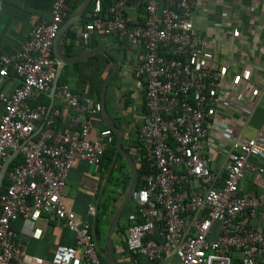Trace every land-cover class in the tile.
Returning a JSON list of instances; mask_svg holds the SVG:
<instances>
[{
	"label": "built area",
	"instance_id": "1",
	"mask_svg": "<svg viewBox=\"0 0 264 264\" xmlns=\"http://www.w3.org/2000/svg\"><path fill=\"white\" fill-rule=\"evenodd\" d=\"M196 6L197 0H93L79 34L89 42L99 32L141 52L128 70L144 90L139 137L146 168L134 194L137 213L127 255L134 264H264V231L252 225L264 210V197L239 189L247 174L264 175V121L254 138L243 140L218 114L228 101L226 70L207 61L208 38L195 32ZM68 16V0H53L51 19L37 23L16 55L0 56V188L5 177L9 181L0 192V264L26 258L15 219L40 216L60 221L75 235L74 246L55 250V264H72L77 249L84 264H104L92 224L79 225L62 194L76 160L92 167L102 163L114 144L113 131L91 139L102 105L68 84L54 97L61 106L42 101L58 77L54 43ZM11 70L18 86L8 92L3 82ZM255 90L264 93V79Z\"/></svg>",
	"mask_w": 264,
	"mask_h": 264
},
{
	"label": "crops",
	"instance_id": "2",
	"mask_svg": "<svg viewBox=\"0 0 264 264\" xmlns=\"http://www.w3.org/2000/svg\"><path fill=\"white\" fill-rule=\"evenodd\" d=\"M83 2L68 16L66 22ZM52 4L53 0H0V56L16 55L30 40L31 32L37 23L51 19ZM89 12L84 13L78 24L70 26L61 40L60 46L67 59L62 66L58 90L62 85L68 84L81 97L91 99L94 104H101L103 84L113 72L114 65L118 67L119 72L110 82L106 92L105 107L109 119L117 128L126 131L123 148L139 169L141 154L134 145L131 146V142L140 138L138 131L146 119L144 90L134 72L128 69L129 65L134 63L132 58L135 55L140 56L141 52L139 49L130 48L124 40L106 38L100 35L101 33L94 34L89 42L82 40L79 34L89 21ZM194 27L196 33L208 38L207 61L226 70L228 101L219 108L218 114L229 123L230 131L236 137L239 136L243 140L254 138L264 121V108L261 106L264 93L258 96L255 90L256 82L264 79V0H197ZM103 49L106 55L97 52L87 56L91 51ZM55 60L59 65L56 56ZM243 74L249 75V79L245 80ZM61 79L63 84L60 85ZM17 86L18 80L11 70L9 78L3 82V87L12 92ZM99 86L100 100L96 101L95 90ZM42 101L50 107L61 106L60 102L51 98V93L43 96ZM3 113L4 106L0 101V119ZM106 122L102 113L94 118L95 130L91 139L97 138L100 131L112 130ZM61 124L63 128L67 126V120ZM113 135L117 143L114 131ZM118 156L114 155L110 167L107 165L108 161L98 167H92L83 160H76L62 194L68 209L75 213L77 223L92 224L97 251L99 248L102 253L108 244L111 221L121 208L132 180V170L124 158L126 165H123L121 172H115L113 175ZM222 160L223 157L219 156L218 162ZM252 161L258 164L257 159ZM126 183L128 186L124 190ZM239 187L241 194L262 198L264 175L247 174ZM134 194L124 206L111 236L110 248L118 264H130L126 239L137 213ZM90 207L95 208L94 213H90ZM252 225L264 231V210L259 212ZM13 228L26 245V258L22 264H55L54 253L58 247L75 245V235L52 217H17ZM77 250V257L72 264H84L82 250ZM98 254L102 262L108 264L99 251ZM160 264L178 263L165 260Z\"/></svg>",
	"mask_w": 264,
	"mask_h": 264
},
{
	"label": "water",
	"instance_id": "3",
	"mask_svg": "<svg viewBox=\"0 0 264 264\" xmlns=\"http://www.w3.org/2000/svg\"><path fill=\"white\" fill-rule=\"evenodd\" d=\"M93 0H84L83 4L81 5V7L78 9V11L62 26V29L58 35V37L55 40L54 43V53L55 56L57 57V59L59 60V65H58V77L53 85V89L51 92V98L54 99L57 91H58V85H59V78H60V74H61V70H62V66L66 63V57L63 55L62 52V48L60 46L61 44V40L64 37L66 31L70 28V26L74 25V24H78L79 21L81 20V18L83 17L84 13L87 11V9L90 7L91 3ZM102 53L103 55L105 54V50L103 49V51H91L87 54V56H90L92 54L95 53ZM119 72V68L116 67L114 65V70L113 72L106 78L103 87H102V92H101V104H102V115L104 117V119L107 121V126L109 128H111L117 137V143H116V156L121 155L124 160L126 161V163L130 166L131 170H132V180H131V184L130 187L127 191L125 200L121 206V208L117 211V213L115 214L113 220L111 221L110 227H109V233H108V239H107V247L105 249V251L102 253L100 252L99 248L98 251L99 253H101L105 259L107 260L108 264H118L113 255H112V251L110 248L111 245V236L114 233V228L117 224L118 218L124 208V206L130 201V199L132 198L133 194L136 192L137 190V186H138V182H139V171L138 168L134 162V160L130 157V155L124 150L123 148V143H124V135L126 134V131L124 129H120L117 128L116 125L114 124L113 121H111L108 117V113L106 111V107H105V97H106V92L108 89V86L110 84V82L112 81V79L117 75V73Z\"/></svg>",
	"mask_w": 264,
	"mask_h": 264
},
{
	"label": "trees",
	"instance_id": "4",
	"mask_svg": "<svg viewBox=\"0 0 264 264\" xmlns=\"http://www.w3.org/2000/svg\"><path fill=\"white\" fill-rule=\"evenodd\" d=\"M84 0H68V6H69V15L71 14V13H73L79 6H80V4L83 2ZM90 11V8H88V10H87V12H89ZM83 21H87V19H83ZM88 22V21H87ZM86 22V23H87ZM99 33V32H98ZM100 34V33H99ZM100 35H102V34H100ZM63 79H61V81H60V85L61 84H63ZM101 83H103V81L101 80ZM101 85V84H100ZM95 92H96V95H95V100L96 101H99L100 100V92H101V86H99V87H97L96 88V90H95ZM139 132V131H138ZM140 139V138H139ZM139 139H137L136 141H132L131 142V146L132 145H134L138 150H139V153L141 154V160H140V166H139V174H140V176L145 172V168H146V166H145V164H144V159H143V157H142V149H141V140H139ZM115 144H116V139L114 140V144H113V146L112 147H110V148H108V150L106 151V153H105V155H104V157H103V160H102V163L104 162V161H108V167H110V165H111V163H112V160H113V157H114V155L116 154V147H115ZM141 150V151H140ZM19 157H17V158H15L14 159V161H13V163H12V165L11 166H13V165H15V164H17L19 161ZM123 165H126L125 164V161L123 160V157L121 156V155H119L118 156V159H117V161H116V164H115V167H114V169H113V175H114V173L115 172H121V170H122V168H123ZM114 177V176H113ZM6 179V180H5ZM9 183V181H8V179L5 177L4 178V180H3V186L0 188V192H2L3 190H4V187L6 186V184H8ZM127 186H128V183H126V186H124V190H126V188H127ZM142 186V184H141V182H139V184H138V189L140 188ZM101 258V257H100ZM101 260H102V258H101ZM134 260H135V258H131L130 259V264H134ZM138 260V259H137ZM103 261V260H102ZM138 264H160V263H149V262H146V261H144V260H138Z\"/></svg>",
	"mask_w": 264,
	"mask_h": 264
}]
</instances>
